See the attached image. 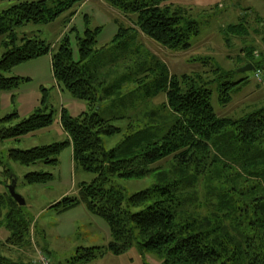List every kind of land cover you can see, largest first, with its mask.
Returning a JSON list of instances; mask_svg holds the SVG:
<instances>
[{"label":"trees","instance_id":"16d2710c","mask_svg":"<svg viewBox=\"0 0 264 264\" xmlns=\"http://www.w3.org/2000/svg\"><path fill=\"white\" fill-rule=\"evenodd\" d=\"M86 0L21 2L0 14V36L7 35L8 49L0 57V92L18 88L20 79L4 78L2 73L16 66L51 54L52 74L56 84L74 100L85 102L89 114L71 118L60 112V126L68 141L28 151L12 150L9 159L23 166L39 162L55 166L57 157L72 147L73 163L95 179L80 185L77 197H64L50 208L64 213L83 204L86 210L104 220L110 242L103 248L82 249L76 261H92L105 253L119 256L134 243L144 251L164 259V264H264V108L239 120L218 118L210 105V93L194 84L183 88L182 82L168 77L159 63V87L165 93L169 129L157 140L149 128L127 137L116 150L106 152L101 135L112 136L118 129L101 119L98 110L110 89H103L97 75L85 64L94 53L95 37L100 29L86 30L78 38V61H73L67 37L55 54L40 40H26L16 46L15 29L26 24H48L61 13ZM164 0H105L123 13H136L138 32L164 48H189L188 40L198 34V25L179 12L160 9ZM121 32V30L119 31ZM122 35V34H121ZM113 39L115 42L121 36ZM257 60V59H256ZM254 54L247 64L259 67ZM186 80V78H184ZM237 83L220 85L222 103ZM18 118L16 113L0 122ZM52 124L51 114L40 112L0 131L1 140H18ZM171 158L174 172L160 184L125 199L114 179H141L155 163ZM9 176L10 172L5 171ZM47 173H29L28 185L46 184ZM202 194V199L198 194ZM9 212L5 226L10 236L6 243L21 246L30 236L31 220L23 207L8 194L0 195V211ZM145 207L132 213L131 208ZM0 264L10 262L0 257Z\"/></svg>","mask_w":264,"mask_h":264},{"label":"rangeland","instance_id":"374dc122","mask_svg":"<svg viewBox=\"0 0 264 264\" xmlns=\"http://www.w3.org/2000/svg\"><path fill=\"white\" fill-rule=\"evenodd\" d=\"M41 0H0V14L21 2ZM52 5L53 0H45ZM169 14L179 12L198 25V34L188 40L185 50L164 48L140 34L135 27L136 13H123L110 7L105 0H86L61 13L48 24H26L15 29L16 46L26 40H40L55 54L63 38L67 37L73 61H78V38L86 30L100 29L95 37L94 53L85 63L110 94L98 110L101 119L118 129L112 136L101 135L106 152L118 149L126 138L144 130L157 140L170 127L166 97L160 85L161 72L150 69L159 63L167 76L174 77L186 89L194 84L210 93V105L218 118L239 120L264 108V87L257 84L253 72H240L248 56L254 54L259 67L264 69V0H164L158 3ZM121 30V32H119ZM122 34L115 42V36ZM7 35L0 36V57L7 52ZM51 54L22 63L4 78L20 79L17 89L0 92V121L13 113L18 118L9 123L0 122V131L14 127L38 112L51 114L50 127L20 137L18 140L0 139V195L8 194L12 177L15 192L25 205L31 220L30 236L21 246L6 243L10 236L5 226L7 206L0 211V257L10 264H34L39 254L47 256L50 264H164L160 256L147 252L134 243L125 253L114 256L105 253L92 261H76L82 249L105 248L111 241L104 220L90 214L83 204L64 213L50 208L64 197H77L80 185L89 184L95 175L83 172L72 161V147L67 146L57 157L55 166L39 162L23 166L9 159L12 150L28 151L69 139L60 126V112L71 118L89 114L85 102L74 100L66 91L58 90L53 78ZM186 78V80L184 79ZM229 91V100L222 103L220 85L237 83ZM141 179L115 178L125 199L151 190L163 178L174 172L173 160L163 159L149 167ZM5 171H9L7 176ZM29 173H47L52 179L46 184L28 185ZM198 196L202 199V194ZM145 207L131 208L132 213Z\"/></svg>","mask_w":264,"mask_h":264},{"label":"water","instance_id":"95a60500","mask_svg":"<svg viewBox=\"0 0 264 264\" xmlns=\"http://www.w3.org/2000/svg\"><path fill=\"white\" fill-rule=\"evenodd\" d=\"M253 70H254L253 65L247 64L240 70V72H252ZM15 185H16V181L12 177L10 184L7 186L8 195L14 202H16L20 207H22L25 205V202L20 196L16 194Z\"/></svg>","mask_w":264,"mask_h":264},{"label":"built area","instance_id":"2783aa9c","mask_svg":"<svg viewBox=\"0 0 264 264\" xmlns=\"http://www.w3.org/2000/svg\"><path fill=\"white\" fill-rule=\"evenodd\" d=\"M253 76L256 83L264 87V69L260 67L255 68ZM37 264H50V261L45 255L39 254Z\"/></svg>","mask_w":264,"mask_h":264},{"label":"crops","instance_id":"0c3cea01","mask_svg":"<svg viewBox=\"0 0 264 264\" xmlns=\"http://www.w3.org/2000/svg\"><path fill=\"white\" fill-rule=\"evenodd\" d=\"M57 86H58V85H57ZM58 90L62 91L61 88H60L59 86H58ZM72 161H73V160H72ZM33 263H35V262H33Z\"/></svg>","mask_w":264,"mask_h":264}]
</instances>
